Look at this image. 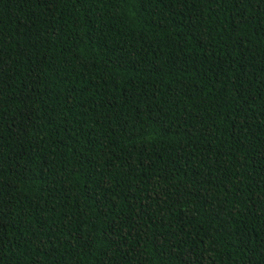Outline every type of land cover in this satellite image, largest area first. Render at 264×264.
I'll use <instances>...</instances> for the list:
<instances>
[{"label":"trees","instance_id":"16d2710c","mask_svg":"<svg viewBox=\"0 0 264 264\" xmlns=\"http://www.w3.org/2000/svg\"><path fill=\"white\" fill-rule=\"evenodd\" d=\"M0 264H264V0H0Z\"/></svg>","mask_w":264,"mask_h":264}]
</instances>
